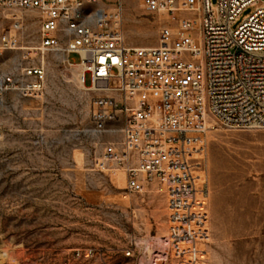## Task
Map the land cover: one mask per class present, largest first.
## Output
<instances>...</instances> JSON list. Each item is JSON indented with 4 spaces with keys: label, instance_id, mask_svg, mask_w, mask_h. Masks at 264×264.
Listing matches in <instances>:
<instances>
[{
    "label": "built area",
    "instance_id": "built-area-1",
    "mask_svg": "<svg viewBox=\"0 0 264 264\" xmlns=\"http://www.w3.org/2000/svg\"><path fill=\"white\" fill-rule=\"evenodd\" d=\"M140 2L159 22L154 46L126 45L122 0L113 7L104 0H0L2 9L35 10L39 18L37 42L10 69L0 65V106L8 92L39 99L48 54L79 64L92 92L93 130L118 133L93 158V170L108 175L109 161L122 168L128 195L164 186L174 250L179 238L202 242L187 264H210L205 135L215 127L264 129V0ZM247 6L252 13L232 28ZM23 25L14 15L0 37V60L19 45L14 30Z\"/></svg>",
    "mask_w": 264,
    "mask_h": 264
},
{
    "label": "rangeland",
    "instance_id": "rangeland-1",
    "mask_svg": "<svg viewBox=\"0 0 264 264\" xmlns=\"http://www.w3.org/2000/svg\"><path fill=\"white\" fill-rule=\"evenodd\" d=\"M104 1L113 7L114 0ZM122 1L126 44L154 45L159 22L140 0ZM253 10L244 8L232 28ZM14 15L24 25L14 32L18 48L0 60L5 69L38 40L35 10L0 8V37ZM65 57L45 56L46 86L38 100L8 92L0 106V264H139L147 254L140 239H164L171 224L164 186L154 182L128 195L119 167L109 161L108 175L93 170V158L118 133L93 130L92 92L79 87ZM205 140L210 264H264V129L215 127ZM178 240L179 250L171 241L149 264H187L189 247H205ZM87 249L93 254L85 255Z\"/></svg>",
    "mask_w": 264,
    "mask_h": 264
},
{
    "label": "bare ground",
    "instance_id": "bare-ground-1",
    "mask_svg": "<svg viewBox=\"0 0 264 264\" xmlns=\"http://www.w3.org/2000/svg\"><path fill=\"white\" fill-rule=\"evenodd\" d=\"M162 18V17H161ZM14 32H15V30H14ZM127 32V31H126ZM130 35V34H129ZM131 35H134V34H131ZM128 47H147V46H131L130 44H126ZM155 45V44H154ZM154 45H151V46H154ZM18 48V46H15V47H13L12 49H17ZM26 51L28 50L26 47H23ZM25 51V52H26ZM31 55H33V54H31ZM57 55V54H56ZM58 56V55H57ZM59 57V56H58ZM58 57H57V59H58ZM45 58V57H44ZM44 58L42 59V62H43V64H44ZM64 60H65V62L67 63V65H69V66H72V67H70V68H72L71 69V71H72V74H73V77H75V79L77 80V83L79 84V87H82L83 88V90L84 89H86V90H88V86L86 85V84H84L83 83V81H82V73H83V71H82V67L79 65V64H75V63H72L71 61H69L68 59H67V57H65L64 58ZM63 61V60H62ZM52 63V62H51ZM50 65V64H49ZM52 67V66H51ZM50 68V67H49ZM77 68L79 69V71L77 70ZM50 70V69H49ZM70 71V72H71ZM52 72V71H51ZM51 74H53V73H51ZM53 76V75H52ZM72 76V75H71ZM71 80V79H70ZM75 82V81H74ZM211 130V129H210ZM209 130V131H210ZM120 168V167H119ZM121 169V171L123 172V175H124V180H125V173H124V170L122 169V168H120ZM160 191V190H159ZM161 192H162V190H161ZM164 192V191H163ZM167 198V197H166ZM162 199V198H161ZM171 226V224H168V229H167V236L164 238V239H162L161 237H159L158 235H156V236H151V235H149V236H146V237H144L143 236V238L142 239H140V242L142 243V245L144 246V248H145V251H146V258H140L139 259V261H138V263L139 264H149V263H152L153 261H157L161 256L159 255V254H154V251H163L167 246H169V243L172 241V238H171V236H170V234H169V230H170V227ZM147 235V234H146ZM163 237V236H162ZM181 239H183V238H181ZM139 242V241H138ZM190 248V255H193L194 256V245L192 246V247H189Z\"/></svg>",
    "mask_w": 264,
    "mask_h": 264
}]
</instances>
